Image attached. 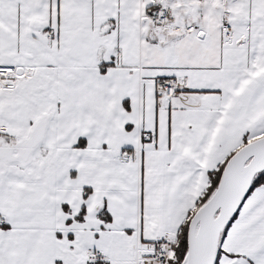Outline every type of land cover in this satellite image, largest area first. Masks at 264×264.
Instances as JSON below:
<instances>
[{
  "label": "snow or ice",
  "instance_id": "1",
  "mask_svg": "<svg viewBox=\"0 0 264 264\" xmlns=\"http://www.w3.org/2000/svg\"><path fill=\"white\" fill-rule=\"evenodd\" d=\"M0 264H264V0H0Z\"/></svg>",
  "mask_w": 264,
  "mask_h": 264
}]
</instances>
